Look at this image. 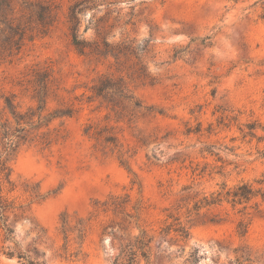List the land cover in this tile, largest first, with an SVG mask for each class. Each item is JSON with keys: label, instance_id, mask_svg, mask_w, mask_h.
Wrapping results in <instances>:
<instances>
[{"label": "rangeland", "instance_id": "1", "mask_svg": "<svg viewBox=\"0 0 264 264\" xmlns=\"http://www.w3.org/2000/svg\"><path fill=\"white\" fill-rule=\"evenodd\" d=\"M54 1L58 23L51 34L0 64V93L17 94L23 109L36 104L20 97L17 84L39 65L53 70L63 102L78 111L52 122L51 129L62 125V139L48 148L26 144L9 163L14 188L4 195L16 208L10 226L19 252L39 264H112L120 243L139 229L130 218L120 228V217H91L92 206L128 194L143 207L140 229L153 237L148 264H235L243 254L250 256L244 264H264L260 199L245 209L223 201L186 214L223 186L248 182L264 190V141L241 133L247 124L264 125V0ZM80 1L83 56L67 22L69 7ZM93 44L102 56L93 55ZM119 81L143 109L112 108L92 91ZM55 108L63 107L50 101L48 112ZM90 125L110 129L119 149L89 138ZM178 207L189 228L184 242L160 233ZM64 217L71 228L86 224L81 244L76 233L63 239ZM239 222L247 224L243 237ZM8 246L0 229V264H21L1 253Z\"/></svg>", "mask_w": 264, "mask_h": 264}, {"label": "trees", "instance_id": "2", "mask_svg": "<svg viewBox=\"0 0 264 264\" xmlns=\"http://www.w3.org/2000/svg\"><path fill=\"white\" fill-rule=\"evenodd\" d=\"M85 5L82 1L75 2L74 5L69 7L67 17L72 45L81 56L85 53L86 42L80 41L78 38L77 16L86 9ZM80 6L83 7L79 8ZM57 23L58 5L54 0H0V64L11 63L26 43L39 37L48 36ZM103 45L107 46L104 42ZM89 46L91 45L88 44ZM92 47L93 55H103L99 45L93 44ZM24 77L25 79L17 84L21 88L20 97L29 99L31 103L36 104L35 107L28 106L23 109L18 102L19 96L17 94L0 93V229L3 232L4 241L13 245V247H6L1 253L10 259L16 257L19 261H22L21 264H39L19 252L18 245L13 237L14 231L10 226V215L15 212L16 208L14 202L4 195L5 190L10 192L14 188L11 182L12 171L9 163L13 160L17 151L26 144H36L48 148L59 139H62L64 137L62 136L64 132L62 125L51 129L52 122L57 119L71 118L78 111L72 101L69 103L63 102V97L60 94L62 91L60 82L53 76V70L49 66L34 65ZM92 91L96 97L111 103L112 108L117 107L125 110L129 105H133V110L143 109L142 104L135 101L127 85L122 82L115 88L95 86ZM108 91H111L112 94H108ZM50 101L58 103L63 108H55L48 112L47 107ZM147 110L153 111L152 108H147ZM121 113L120 110L116 114L120 115ZM246 128L247 132H241L244 138L256 139L259 143L264 141V125L253 122L247 124ZM259 129L262 131L260 136L257 135ZM85 134L97 143L112 145L114 149H119L117 138L110 132V129H99L90 125L85 129ZM118 153L122 164L125 163L123 152L118 151ZM260 157L264 158V152L260 153ZM255 199L264 202V190L254 188L251 183L240 182L233 188L226 189L223 186L220 192L203 196L193 204L192 209L186 211V214L187 217H190L193 213L198 215L200 210L219 205L223 201L232 207L242 206L245 209L246 205ZM92 207L91 217L100 214L111 215L115 218L120 217V228L126 218H130L134 221L135 227L139 229L138 235L133 236L126 243H120L117 248L118 253L113 257L112 264H139L140 259L148 264L153 237L149 236L145 230L140 229L139 221L143 207L132 204L128 194L110 195L102 202L94 201ZM254 207L256 208L258 205L255 203ZM180 209L181 207H178L176 212H170L167 215L166 221L171 220V223L161 229L160 233L163 239L171 233L176 237V241L184 242L189 238V228L180 220ZM109 227L103 228V234L107 233ZM237 228V234L243 237L246 234L247 224L239 222ZM110 229L112 233V228ZM85 230L86 224L83 220H80L74 228H71L66 217L62 219L61 234L66 241L71 233H76V239L81 244L85 237ZM249 257V254H243L235 259V264L250 262Z\"/></svg>", "mask_w": 264, "mask_h": 264}]
</instances>
